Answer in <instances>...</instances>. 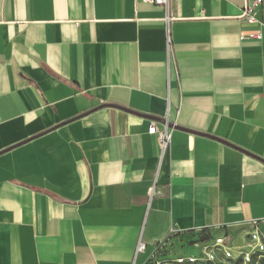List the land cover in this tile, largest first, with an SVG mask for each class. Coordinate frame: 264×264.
I'll return each instance as SVG.
<instances>
[{
	"label": "crops",
	"instance_id": "crops-1",
	"mask_svg": "<svg viewBox=\"0 0 264 264\" xmlns=\"http://www.w3.org/2000/svg\"><path fill=\"white\" fill-rule=\"evenodd\" d=\"M254 1L0 0V264H149L264 235ZM167 122L161 156L148 131Z\"/></svg>",
	"mask_w": 264,
	"mask_h": 264
},
{
	"label": "built area",
	"instance_id": "built-area-1",
	"mask_svg": "<svg viewBox=\"0 0 264 264\" xmlns=\"http://www.w3.org/2000/svg\"><path fill=\"white\" fill-rule=\"evenodd\" d=\"M146 2L154 3L160 7L167 8L169 0H144ZM264 0H255L252 3H248L243 10L242 18L250 23L256 22L255 12L256 9L263 4ZM171 19L166 17V23ZM262 39L261 34L250 33L248 36H242V39ZM172 42L170 37L168 38V54H172ZM177 126L170 125L168 122L159 129L155 123H153L148 133L157 137L158 145L163 156L168 150L173 132ZM152 192V190H151ZM196 245L199 250V255L193 254H180L174 257L166 256L167 258H160V250L151 258L149 264H200L205 262L206 264H215L220 261V257L225 261H240L241 264H252L254 261L257 264H261L264 259V235L258 230H254L249 234V241L246 246L238 248V252H234V246L227 235H221L214 237L212 235H204L198 240H189L187 245ZM145 250V244L140 242L138 245V252Z\"/></svg>",
	"mask_w": 264,
	"mask_h": 264
},
{
	"label": "rangeland",
	"instance_id": "rangeland-1",
	"mask_svg": "<svg viewBox=\"0 0 264 264\" xmlns=\"http://www.w3.org/2000/svg\"><path fill=\"white\" fill-rule=\"evenodd\" d=\"M184 244L186 245L184 248H186V250H189V253H186V254H193V255H199L200 254L199 250L197 248H195L194 245H190V244L187 245L186 243H184ZM234 248H235L234 252L237 253L238 252L237 248L235 246H234ZM166 256L167 255H163V256L159 255L160 258H167ZM220 261L221 262H217L215 264H235L234 261H225V260H222L221 257H220ZM200 264H206V263L201 262ZM255 264H257V263H255Z\"/></svg>",
	"mask_w": 264,
	"mask_h": 264
},
{
	"label": "trees",
	"instance_id": "trees-1",
	"mask_svg": "<svg viewBox=\"0 0 264 264\" xmlns=\"http://www.w3.org/2000/svg\"><path fill=\"white\" fill-rule=\"evenodd\" d=\"M241 264L240 261H235V264ZM256 262L254 261L252 264H255ZM261 264H264V259L261 261Z\"/></svg>",
	"mask_w": 264,
	"mask_h": 264
},
{
	"label": "water",
	"instance_id": "water-1",
	"mask_svg": "<svg viewBox=\"0 0 264 264\" xmlns=\"http://www.w3.org/2000/svg\"><path fill=\"white\" fill-rule=\"evenodd\" d=\"M176 128H180V127H176Z\"/></svg>",
	"mask_w": 264,
	"mask_h": 264
}]
</instances>
